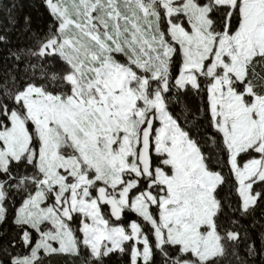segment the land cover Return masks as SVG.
Instances as JSON below:
<instances>
[{"label":"snow or ice","instance_id":"6c2138e0","mask_svg":"<svg viewBox=\"0 0 264 264\" xmlns=\"http://www.w3.org/2000/svg\"><path fill=\"white\" fill-rule=\"evenodd\" d=\"M0 0V264H264V0Z\"/></svg>","mask_w":264,"mask_h":264},{"label":"trees","instance_id":"16d2710c","mask_svg":"<svg viewBox=\"0 0 264 264\" xmlns=\"http://www.w3.org/2000/svg\"><path fill=\"white\" fill-rule=\"evenodd\" d=\"M20 3L23 5L22 13L31 14L36 22L45 19L43 9L39 6V0H20Z\"/></svg>","mask_w":264,"mask_h":264}]
</instances>
